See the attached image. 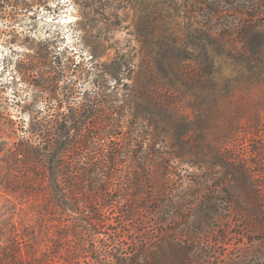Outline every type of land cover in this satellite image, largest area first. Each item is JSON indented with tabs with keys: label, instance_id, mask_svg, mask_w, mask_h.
<instances>
[{
	"label": "rangeland",
	"instance_id": "1",
	"mask_svg": "<svg viewBox=\"0 0 264 264\" xmlns=\"http://www.w3.org/2000/svg\"><path fill=\"white\" fill-rule=\"evenodd\" d=\"M205 3L0 0V237L6 243L19 239L27 257L34 238L55 264H264V71L251 76L227 60L231 89L177 97L158 129L132 125L128 117L139 72L152 67L172 31L204 27L199 21L209 20L195 10ZM227 20L241 23L234 13ZM199 103L202 110L190 107ZM199 114L208 117L207 128L187 133L182 120ZM108 119L104 125L123 152L114 177L99 170L78 200L56 193L55 164L35 163L41 146L66 145L61 167L76 166L83 180V167L99 154L88 148V131ZM134 125L139 131H130ZM20 149L28 157L18 161L12 151ZM135 159L149 169H136ZM17 180L22 185H13ZM104 232L116 238L106 242L116 247L112 252L101 242Z\"/></svg>",
	"mask_w": 264,
	"mask_h": 264
},
{
	"label": "trees",
	"instance_id": "2",
	"mask_svg": "<svg viewBox=\"0 0 264 264\" xmlns=\"http://www.w3.org/2000/svg\"><path fill=\"white\" fill-rule=\"evenodd\" d=\"M204 6L205 8L200 6L195 11L197 13L199 10L202 11L206 15L204 17L209 20L203 23L199 21V24L205 28L200 26L195 29H188L183 34H176L172 31L169 35L170 39L160 47L159 57L152 67H147L145 72H139L133 88L134 99L132 103L134 110H132V106L128 105V117L132 125L135 122V124H147L158 129L161 124L165 123L164 114L175 110L174 100L177 97L181 99L189 94L198 97V95L201 96L206 93L215 94L219 90L231 89L232 79L224 75V64L227 60H234L235 63L243 65L251 76L264 71L261 68V64L264 63V32L261 31V26L264 27V0H259L257 4H251V6L245 5V0H206ZM232 13L238 17L241 23L237 25L228 24L227 18ZM218 21L220 23H217ZM158 73L163 74L165 78L163 82L158 80ZM201 106V103L190 105L191 108L197 107L198 109H201ZM117 112H110V115ZM207 120V116L203 118L199 114L195 120L183 119L182 123L187 125L185 130L189 133L196 129L205 130ZM108 121L109 119L106 120V123L97 122L88 131V135L91 134L88 136L91 144L88 148L96 147V153L99 154L96 158L93 157V161L87 168L83 167V174H85L83 180L80 177L82 173L76 170V166L67 162L65 166L61 167L70 153L66 145L45 146L46 144H44L41 146L38 155L35 157V163L49 162L52 165L55 164V167L52 168V176L57 182L56 193H61L64 197L71 195L70 199L74 201L78 196L84 195L85 184L83 183L89 178L94 179L99 170L104 169L108 175L107 178L114 177V172L122 161L123 152L121 151L122 145L114 140L115 136L109 126L104 125L108 124ZM135 129L139 131L135 125L130 127L131 132ZM164 130V127L161 128L162 132ZM123 140L127 139L123 138ZM133 145L135 144H129L131 148ZM27 147H33V144H29ZM12 152L18 161H21L20 156L28 157L22 149ZM133 161L137 165L136 169H142V171L149 169L148 162L145 164L142 160L137 159ZM202 162L206 163L205 160ZM59 184H64V187H69L72 184L81 192H75L73 187L71 192L65 191L64 188L60 189ZM13 185L17 187L22 185V180L13 182ZM11 187L14 189L13 186ZM6 188L9 189V186ZM239 189L238 186H234V190L240 191ZM64 205L67 206V204ZM75 209L79 211L80 215L82 214L80 208L75 206ZM104 235L107 239L106 241L101 239V242L105 244L107 249L105 251L112 252L113 248L116 249V247L111 248L106 242L107 240L115 242L116 238L106 232ZM32 239L31 245L27 246L28 244H26V257L22 242H18L19 239L16 242L11 240L6 243V240L0 237V264H25L28 262V256L32 260L28 264L36 262L37 264H55L53 263L54 258L49 255L50 250L42 251L37 240ZM40 252H42L41 257L37 256ZM111 256L116 257L112 253ZM63 258H66V254Z\"/></svg>",
	"mask_w": 264,
	"mask_h": 264
}]
</instances>
